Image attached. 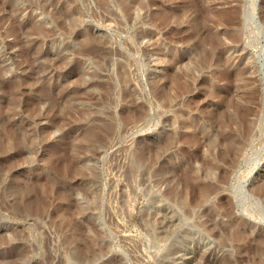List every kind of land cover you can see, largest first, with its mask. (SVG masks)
I'll return each mask as SVG.
<instances>
[{"label":"rangeland","instance_id":"rangeland-1","mask_svg":"<svg viewBox=\"0 0 264 264\" xmlns=\"http://www.w3.org/2000/svg\"><path fill=\"white\" fill-rule=\"evenodd\" d=\"M260 188L264 0H0V264H264Z\"/></svg>","mask_w":264,"mask_h":264},{"label":"bare ground","instance_id":"bare-ground-1","mask_svg":"<svg viewBox=\"0 0 264 264\" xmlns=\"http://www.w3.org/2000/svg\"><path fill=\"white\" fill-rule=\"evenodd\" d=\"M29 8V6H28ZM249 21V18L247 16V14H244V18H243V24L244 25H247ZM236 29H237V32L233 35V39L234 41L236 42H239V39H240V34H238V29H240V22L238 20V23L236 24ZM235 48L237 49H240L237 45H234ZM128 96H124L123 99H122V102L125 103V105H127L128 101L126 100ZM49 109H50V106H49ZM48 109V110H49ZM133 111V110H132ZM131 113L127 114L126 115V118L128 119V117L130 116ZM132 119L134 120V117L132 116ZM192 121L190 120V118L188 117H185L182 119L181 122L178 123V125H181V126H185L184 124L186 123H191ZM189 128V127H188ZM95 132H96V126H92L91 128H88L85 133L87 134V136H90V137H94L95 136ZM144 160V156L142 153H139V152H135L131 159H130V165H131V169L129 170V173H133V171L135 170H138V168H140V166L142 165V161ZM154 160L152 158H149L148 159V162H147V165L146 167L147 168H150L154 165ZM222 183V181H220ZM218 189V180H217V184L216 186H206L205 188V191L206 192H212L214 190ZM241 191L240 187L239 186H234L233 188V192L235 193H239ZM249 192V191H248ZM250 197L251 199H255L261 203H264V188L263 189H252L250 190ZM162 196L158 197V196H154L152 199L154 201L156 200H159L161 199ZM150 199L149 203L152 204L154 203L153 200ZM247 203V202H246ZM245 203V200H242L240 201V204L241 205H246ZM256 211L260 214V215H264V206L262 205H256ZM196 215H199V216H203V210H197L196 212ZM218 215H215L213 216L212 218L210 216H207L205 220H201L197 223V226L201 227L202 231L207 235V236H216L218 235V229L214 226L213 224V220L215 217H217ZM223 216H226L228 218V221H227V224L229 223V226L226 227V228H223V230H226V231H229V234H225V233H222V236H226V235H236L237 238H236V241L237 243H247L246 247L247 248H244V245H239L238 246V249L240 251H244L245 249L248 250V248L250 247L248 244L251 242L249 240V237L250 235H252L253 233H256L254 228L253 227H250L248 226L246 223L242 222L241 219H238V217L236 218L235 216H233V213L232 211L228 210L224 213ZM222 216V217H223ZM156 232L152 229L149 230L148 228V233L147 235H149L152 239L151 241L153 240V243H157V241L160 239V237L155 234ZM227 237H230V236H227ZM239 241V242H238ZM80 242V243H79ZM160 242V241H159ZM83 243V241H78L76 240V243H75V249H74V259H75V262H78V263H87L89 261L93 262V260H95V258H93L95 255L98 257L100 256L101 254H105V245L103 246H99L98 249L93 252L91 258L89 259V257L85 254V251H83L80 247L81 244ZM156 245V244H155ZM158 245V244H157ZM157 248V247H156ZM258 255L263 256L264 257V250L261 249L259 250L258 252ZM121 261V260H120ZM90 263V262H89ZM119 264H121L120 262H118ZM106 264H110V261H107ZM112 264H117V263H112ZM164 264V263H163Z\"/></svg>","mask_w":264,"mask_h":264}]
</instances>
